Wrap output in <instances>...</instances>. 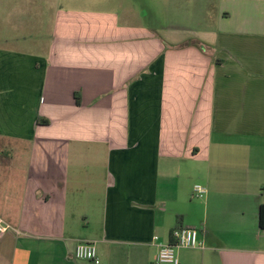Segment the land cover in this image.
<instances>
[{"label":"crops","instance_id":"obj_1","mask_svg":"<svg viewBox=\"0 0 264 264\" xmlns=\"http://www.w3.org/2000/svg\"><path fill=\"white\" fill-rule=\"evenodd\" d=\"M143 1L0 0V264H264V0Z\"/></svg>","mask_w":264,"mask_h":264},{"label":"built area","instance_id":"obj_2","mask_svg":"<svg viewBox=\"0 0 264 264\" xmlns=\"http://www.w3.org/2000/svg\"><path fill=\"white\" fill-rule=\"evenodd\" d=\"M207 193L206 188L201 185H194L191 192L193 199H202ZM8 227L0 221V234H3ZM157 240V237H154ZM170 243L158 245L153 264H181L176 255V251L203 249V245L198 240L197 231L192 228L178 227L170 232ZM73 257L78 261H87L92 264H100L96 254L95 246L92 242H78L73 250Z\"/></svg>","mask_w":264,"mask_h":264},{"label":"rangeland","instance_id":"obj_3","mask_svg":"<svg viewBox=\"0 0 264 264\" xmlns=\"http://www.w3.org/2000/svg\"><path fill=\"white\" fill-rule=\"evenodd\" d=\"M149 1V6L153 10V15L156 17L148 18V23H151L153 27H165L169 29L177 37H180V0H146ZM102 3V0H100ZM104 4H112L113 0H103ZM135 10L137 14V20H140V16L143 14L142 10L144 6L143 0H134ZM191 202L197 203L201 200L191 199ZM195 215V212H194Z\"/></svg>","mask_w":264,"mask_h":264},{"label":"trees","instance_id":"obj_4","mask_svg":"<svg viewBox=\"0 0 264 264\" xmlns=\"http://www.w3.org/2000/svg\"><path fill=\"white\" fill-rule=\"evenodd\" d=\"M75 99H76V103L78 104L79 100L77 98V95H76ZM37 122L43 123V124H48V121L44 120V119H38ZM258 225H259L260 229L264 230V205L260 206Z\"/></svg>","mask_w":264,"mask_h":264}]
</instances>
